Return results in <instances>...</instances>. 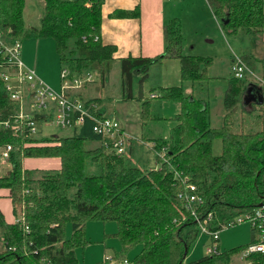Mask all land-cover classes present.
Instances as JSON below:
<instances>
[{
	"label": "trees",
	"instance_id": "trees-1",
	"mask_svg": "<svg viewBox=\"0 0 264 264\" xmlns=\"http://www.w3.org/2000/svg\"><path fill=\"white\" fill-rule=\"evenodd\" d=\"M42 2L39 26L27 30L23 19L25 0H0V29L10 30L15 40L51 39L62 67L76 75L94 72L103 81L115 61V48L100 42L103 0ZM208 3L215 16L221 18L223 31L264 32L263 0H208ZM224 6L227 10L222 13ZM163 32L168 45L163 56L118 61L121 88L127 92L125 99L132 98V73L137 71L143 80L148 67L164 57L179 60L182 82L194 85L206 78L200 66L208 65L209 61L182 55L177 20L169 21ZM228 81L223 95L226 114L218 128L210 126L204 100L186 95L181 86L160 89V98L178 103L179 112L173 118L175 126L168 138L155 141L154 152L164 149L168 159L164 162L158 157V169L129 164L126 149L116 154L109 146L105 147L104 140L92 132L90 121L72 129L69 135L40 138L34 146L27 147L11 132L0 131V148L12 145L8 159L11 169L8 175L0 176V189L10 191L13 215L16 217L19 210L27 226L25 230L21 223L8 224L0 213L4 245L0 264H81L76 250L88 245L84 225L91 221L115 224L116 232L111 236L119 241L120 250L112 259L119 263L126 260L127 264H185L198 232L197 224L178 198L180 192L186 193L185 178L196 186L202 198L198 216L213 213L209 226L212 231L237 215L264 206V88L261 105L253 104L249 112L246 107L242 109L244 114H255L258 129L233 130L228 119L242 105L241 96L250 83L233 77ZM15 110L16 104L9 100L0 80V119H8ZM149 110V101H142V124L153 119ZM216 139L221 145L219 156L212 153V142ZM93 142L98 145L92 148ZM24 158H58L60 168L41 171L34 178L32 170L23 169ZM87 165L94 166L97 173L88 172ZM25 189L28 193H24ZM67 225L71 228L69 238ZM254 242L253 237L250 243L188 264H230L234 256ZM137 246L138 253L126 258ZM245 260L247 264H264V256L259 253Z\"/></svg>",
	"mask_w": 264,
	"mask_h": 264
},
{
	"label": "rangeland",
	"instance_id": "rangeland-1",
	"mask_svg": "<svg viewBox=\"0 0 264 264\" xmlns=\"http://www.w3.org/2000/svg\"><path fill=\"white\" fill-rule=\"evenodd\" d=\"M205 4L209 11L208 15L206 14L205 10L195 1L191 2V5L186 8L185 6L179 10L177 8V14H179L182 20L181 26L180 19H176L179 24L180 46L182 44L185 48V51L189 53V55L209 61L208 65L202 63L200 66V72L204 71L203 75L206 78L193 85L192 94L188 93L190 88L189 83H183V90L186 95H192L207 101L206 103L209 107L210 126L212 128H218L223 125L222 116L225 112L223 106V95L224 89L227 87L229 82L228 80L231 78V57L233 55L240 57L245 63L246 68L252 71L257 79H262L264 81V32L248 33L245 30H241L237 32V34H229L221 29L222 22L219 16H216L218 20L217 25V22L209 9L210 5L208 0H205ZM222 9V13L227 10L226 6H224ZM211 10L214 12L213 8H211ZM42 12L43 4H40L39 0H25L23 19L27 30L31 29L32 27L39 26V20ZM36 41H40L39 45H36ZM20 42L22 50L21 60L23 63L31 68H33L34 64H36V76L54 91L59 92L62 64L54 52V42L52 43V40L48 38L37 40L34 37H24L20 39ZM159 67V65L153 64L149 66L148 75L143 80H141V75H139V73L132 74L131 93L133 98L125 99L124 97H126L127 92L123 91L122 88L120 89V75L118 74L119 72L117 67L112 65L108 80L106 78L105 82L99 85L97 84V81H100V78L99 76H95L96 80L93 83L85 84L83 87L91 91L90 97H85L80 100L85 102L83 100L98 99L99 103H97V110L99 109L100 105H103L102 108H105L104 116L113 119L118 123L122 129L121 131H123L125 134L124 137H126L127 142L129 141L130 136L134 139V141L139 143L140 139L138 137L140 136H142L145 140L161 139L170 134V128L174 126L173 124H170V120L167 118L168 116H173V110L176 108V103L174 101L161 99L160 97V99L147 100L149 101L150 105L149 111L151 118L156 117L157 121L153 119L142 124L140 119L142 100L140 101L139 97L142 93L143 98L147 99V96L150 94V92H160L159 87H157L158 84H161L162 82L160 81L161 72ZM94 75L97 74L94 73ZM257 79L247 76V79L244 81L247 83L256 84L254 82L258 83ZM80 90H77V93ZM208 94L210 99H208ZM145 99H143V101ZM252 106L253 104L251 106H246V109L248 110L249 108L251 111ZM235 111H237V113ZM235 111L228 119V123L233 130L242 129L241 127L248 131H255L258 129V126L255 122V114L247 115L242 111H239L240 113L238 110ZM162 118L166 120L163 121L161 120ZM37 127V138L51 136L62 137L69 135L72 132L71 129H59L55 127L50 116L45 122H38ZM132 135H136V137ZM146 142L148 145L151 143V141ZM39 145H41V140ZM139 145H142V142ZM152 147L154 148V146ZM151 152V148L148 149L146 146H143L141 149L137 148L136 152L128 153L126 155V158L130 163L128 161L127 162L139 168L151 169L153 168L150 167L153 166V154H151ZM220 152V141L216 139L212 142V153L214 156H219ZM160 153H155L156 169L160 167V162L158 161V154ZM9 169V166H0V176L8 175ZM87 170L90 173H97V170L94 166L91 167L90 165H87ZM33 172L34 178L39 177L42 173L40 171ZM16 212L19 213L20 211L16 210ZM240 225L241 227H246L247 230H249V225L247 223L238 224L228 229L221 230L219 233V238H222L225 235L224 232L234 230L237 227L239 228ZM196 227L198 232L195 240L189 247L188 253L184 260L185 264L197 261L207 256L206 249L213 244L210 236L206 233H203L199 229L198 225H196ZM115 228L116 227L113 222L105 224L95 221L86 222L84 225V236L89 245L86 248L78 249V258L82 262H85L84 264H95L96 262L111 258L113 253L117 252L115 250H117L119 242L116 238H112L109 235L105 236V234L114 232ZM187 231L188 228L185 229V233H187ZM69 233L70 226L67 225V236H69ZM216 242V251H218V253L228 251L229 249L233 248V246L228 245L229 243L222 246L219 243V239ZM1 244L2 243L0 240V247ZM239 244L242 245V243ZM244 244L246 243H243V245ZM137 248H132L127 253L126 258H132L137 253ZM0 251H2V247L0 248ZM104 251L106 255H104ZM242 254L243 252L234 256L230 264H245L246 257H243ZM251 254H249V256ZM116 263L120 264L118 261L114 260L113 264Z\"/></svg>",
	"mask_w": 264,
	"mask_h": 264
},
{
	"label": "built area",
	"instance_id": "built-area-1",
	"mask_svg": "<svg viewBox=\"0 0 264 264\" xmlns=\"http://www.w3.org/2000/svg\"><path fill=\"white\" fill-rule=\"evenodd\" d=\"M264 10V0H263ZM230 74L236 80H245L247 76L255 77L252 71L246 68L242 59L236 55L231 57ZM0 80L8 94L9 100L16 104V110L8 119H0V131H9L14 137L23 140V146H34L37 138V123L43 117H52L55 127L59 129H74L84 125L85 121L91 122L92 132L104 140V146H109L116 154L124 153L126 149V137L121 127L113 119L100 116L94 104L82 102L75 97L74 92L80 90L85 84L94 82V73L85 71L81 75L71 74L67 68L62 67L60 72V90L56 92L40 80L34 69L26 66L21 60V42L12 39L10 30L0 29ZM257 86L264 88V81L257 79ZM39 117V120H38ZM129 139H133L131 136ZM11 144H6L0 148V164H8ZM164 162V149L158 154ZM186 193L178 194L179 200L183 201V206L194 219L199 229L210 236L213 244L206 249V255L217 254V242L221 230L228 229L238 224L247 223L255 236V242L251 243L244 251L243 257L251 253L264 255V206H260L240 215H237L227 222L220 224L216 231L209 228V224L214 218L213 213L207 212L202 217L198 216V209L202 203V198L198 194L196 186L183 180ZM28 193V189L24 190ZM16 223L24 225L25 218L21 212L15 218ZM109 264H113L111 258L105 259ZM118 264V263H116ZM120 264H127L124 260Z\"/></svg>",
	"mask_w": 264,
	"mask_h": 264
},
{
	"label": "crops",
	"instance_id": "crops-1",
	"mask_svg": "<svg viewBox=\"0 0 264 264\" xmlns=\"http://www.w3.org/2000/svg\"><path fill=\"white\" fill-rule=\"evenodd\" d=\"M193 1L197 2L198 5H200L205 10L207 15L209 14L208 8L206 7V4H205V0H103V4L101 7L100 42L102 45H110L115 48V52L113 54V58L115 61L113 65L117 67L118 72H119L118 74L120 75V64L118 61L121 59H124V58L153 59L158 56H163L165 54L166 48L168 47L166 36L164 35V32H163V27L169 21L173 19L176 20L177 18L180 19V24L182 26V20L179 14H177V8L178 10L184 6L186 8L189 5H191V2ZM39 3L43 4L42 0H39ZM209 9L212 12L213 17L215 18L217 22L218 20L214 12L211 10L210 7ZM217 25H218V22H217ZM37 40H40V39H37ZM39 43L40 41H36V45H39ZM180 47H181V53L183 56H191L189 55V53L185 51V48L182 44ZM54 52H55V49H54ZM21 53H22V50H21ZM153 65L160 66L159 67L160 68L159 70L161 72L160 81L162 82L161 84H158L157 86L159 87V89L168 88V87H176V86H181V88L183 89V83H189V82H182L180 79V63L178 59L171 58V57H164L163 59L154 63ZM35 68H36V64H34L32 69H34L35 71ZM135 73L138 74L137 71H134L132 74H135ZM147 75H148V72H147ZM95 76H98V75H94V78ZM108 76L109 74L103 79V81L101 80L97 81V84L99 85L103 84L106 78L108 80ZM120 79H121V76H120ZM189 84H190V88H189L188 93L192 94L193 85L191 83ZM120 89H121V83H120ZM74 94H75V97L79 99H82L85 97L89 98L91 91L89 89L83 88L82 90L78 91V93L77 91L76 93L74 92ZM160 95H161L160 92H150V94L147 96V99L143 98L142 93L140 94L139 97L142 98L141 99L142 101L143 99L154 100V99H160L159 98ZM131 97L133 98L132 93H131ZM208 99H210L209 94H208ZM83 101L90 102L88 104L95 103L94 105L96 107H97V103H99L98 99H90V100H83ZM206 105L208 107L207 103ZM102 106L103 105H100L98 110L96 108V111L100 116H104V113H105V108H102ZM244 107L245 106L243 105H239L236 110H238V112L239 111L241 112L242 109H244ZM248 110L245 108V111L249 112L250 110L249 111ZM173 112H174L173 116H168L167 119L170 120V124H173L175 126V121L173 120V118L179 112L178 103H176V108L173 110ZM235 112L237 113V111ZM225 114L226 112H224L222 119H224ZM41 117L42 119L41 120L38 119L39 120L38 122L42 123V122H45L46 119H48V117L46 118L43 116ZM153 119L157 121L156 117H154ZM161 120L164 121L166 119L162 118ZM173 127H171L170 129H172ZM132 136L136 137V135H132ZM168 136L169 134L161 139H166L168 138ZM138 138L140 139L139 140L140 143L142 142V145H139L140 143L137 141H134V139H129V141L126 143V153H134L136 152L137 148L141 149L143 146L148 147V149L151 148V151H152L151 154H153L152 155L153 166H150V167H153L151 169H156L155 168L156 167V157H155L154 148L152 146H154L155 141L158 139L145 140L142 136ZM146 141H151V143L148 145L146 144L147 143ZM97 145H98L97 142H93L90 144L92 148ZM22 165H23V169L32 170L35 172L37 171H40V172L41 171H57L60 168V160L58 158H24L22 160ZM0 166L10 167L9 164H5V165L0 164ZM10 169H9V172H10ZM0 213L2 214L6 223L13 224L15 222L16 217L13 215L11 199L9 196V191L7 189H0ZM248 228L249 230H247L246 227H241L240 225L239 228L237 227L234 230L224 232L225 235L222 238H219V243L222 246L227 245V243H229L228 245L233 246V248L241 246L239 243H242V245L243 243H246V244L250 243L254 235H253V231L251 230V228L250 227ZM115 232H116V228L114 232L105 234V236L109 235L110 237H112L111 235H113ZM70 234H71V228H70L69 236ZM69 236L67 237L69 238ZM0 240L2 243L1 247L3 250L4 245H3L1 235H0ZM88 245L86 247H88ZM137 247L136 248H137V253H138L140 247L139 246ZM119 249H120V243H118L117 250L115 251H118ZM77 251L78 249L76 250V256H77ZM104 255H106V253ZM77 259L79 260L81 264L85 263V262H82L78 258V256H77ZM101 262L103 261L96 262L95 264L101 263ZM245 264H247V262H245Z\"/></svg>",
	"mask_w": 264,
	"mask_h": 264
},
{
	"label": "water",
	"instance_id": "water-1",
	"mask_svg": "<svg viewBox=\"0 0 264 264\" xmlns=\"http://www.w3.org/2000/svg\"><path fill=\"white\" fill-rule=\"evenodd\" d=\"M263 103V96H262V88L250 83L246 86L242 96H241V104L243 106H251L252 104H259ZM186 254V250H185Z\"/></svg>",
	"mask_w": 264,
	"mask_h": 264
}]
</instances>
